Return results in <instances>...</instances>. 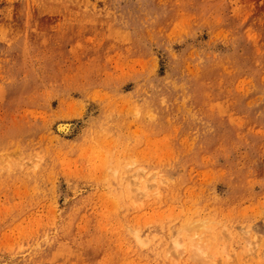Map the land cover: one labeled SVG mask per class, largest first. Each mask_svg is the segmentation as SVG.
<instances>
[{
	"label": "rangeland",
	"instance_id": "374dc122",
	"mask_svg": "<svg viewBox=\"0 0 264 264\" xmlns=\"http://www.w3.org/2000/svg\"><path fill=\"white\" fill-rule=\"evenodd\" d=\"M0 264H264V0H0Z\"/></svg>",
	"mask_w": 264,
	"mask_h": 264
},
{
	"label": "bare ground",
	"instance_id": "6f19581e",
	"mask_svg": "<svg viewBox=\"0 0 264 264\" xmlns=\"http://www.w3.org/2000/svg\"><path fill=\"white\" fill-rule=\"evenodd\" d=\"M67 124H68V123H67ZM67 124H66V123H65V124H60V123H59V125H58V127H57L58 130H60V132H61L62 130H68L70 126L67 125ZM70 129H71V128H70ZM72 129H73V128H72ZM69 131H71V130H69ZM67 133H68V132H67ZM67 133H66V134H67ZM117 166H118V165H117ZM119 171H120V170H119ZM123 171H124V170H123ZM120 174H121V173H120ZM122 176H124V173H123ZM122 176H121V178H122ZM124 177H125L124 180H126V176H124ZM124 177H123V178H124ZM123 178H122V179H123ZM118 179H119V178H118ZM138 181H139V180H137L135 183H138ZM128 184H130V183H128ZM128 184H127V185L125 184V186H126V187H127V186L129 187L130 185H128ZM142 184H144V183H142ZM111 185H112V184H111ZM113 186H114V185H113ZM113 186H112V187H113ZM137 187H138V185H137ZM137 187L135 188L136 190L138 189ZM125 189H126V188H125ZM127 189L130 191V193L133 192V189H131V188H127ZM136 190H135V191H136ZM119 191H120V190H119ZM125 191H126V190H125ZM131 191H132V192H131ZM135 191H134V192H135ZM139 191H140V189H139ZM139 191H138V192H139ZM151 191H152V190H151ZM127 193H128V192H127ZM119 195H120V194H119ZM117 196H118V195H117ZM117 199H118V198H117ZM155 200H156V199H155ZM117 201H119V200H117ZM117 204H118V203H117ZM198 209H199V208H198ZM185 216H186V215H185ZM205 217H207V216H205ZM188 218H189V217H188ZM194 218H195V217H194ZM194 218H193V219H194ZM201 218H202V217H201ZM198 219H199V217H198ZM202 219H203V218H202ZM190 221H191V220H190ZM191 226H192V225H191V223H190V225H187L186 228H189V227H191ZM212 226H213V225H212ZM144 239H145V238H140L141 241H144ZM145 240H146V239H145ZM175 243H176V245H175L176 248H181V247L184 248V245H181V243L179 242L178 238L175 239ZM193 243L196 244V247L198 248V250H200V249L202 248L201 245H198L196 242L193 241ZM190 247H191V246H190ZM199 248H200V249H199ZM206 253H207V252H206ZM182 254H183V253H182Z\"/></svg>",
	"mask_w": 264,
	"mask_h": 264
}]
</instances>
